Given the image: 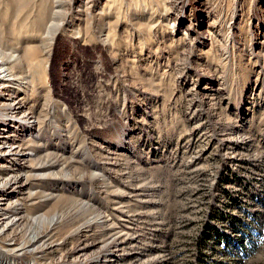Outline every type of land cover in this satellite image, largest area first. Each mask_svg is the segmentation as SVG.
<instances>
[{"label":"rangeland","instance_id":"obj_1","mask_svg":"<svg viewBox=\"0 0 264 264\" xmlns=\"http://www.w3.org/2000/svg\"><path fill=\"white\" fill-rule=\"evenodd\" d=\"M0 68V264H264V0H0Z\"/></svg>","mask_w":264,"mask_h":264},{"label":"bare ground","instance_id":"obj_2","mask_svg":"<svg viewBox=\"0 0 264 264\" xmlns=\"http://www.w3.org/2000/svg\"><path fill=\"white\" fill-rule=\"evenodd\" d=\"M6 49H8V47L6 48ZM11 58V57H10ZM16 58V57H15ZM12 60V59H11ZM14 60V59H13ZM0 70H4L3 68H0ZM6 70V69H5ZM0 73H2V71H0ZM11 78V77H10ZM15 79H17V78H15ZM1 82L3 83V82H5V85H6V83H10V79L9 78H6V76H5V78L3 77V78H1ZM13 80V79H12ZM1 84V83H0ZM12 85V84H11ZM2 86V85H1ZM10 96V95H9ZM9 101V102H8ZM9 104H8V103ZM19 103H17V102H15V101H13V99L11 98V97H9L8 99H6L4 102H3V104L2 105H0V116L1 115H3V114H6L7 112H9V111H14V110H16L17 109V105H18ZM17 111V110H16ZM20 111V110H19ZM21 113H24V112H21ZM12 114V113H11ZM19 115V114H18ZM24 115V114H23ZM4 116V115H3ZM24 116H26V113H25V115ZM7 117V116H6ZM16 118V117H15ZM27 118V117H26ZM6 141V140H5ZM7 143H8V141H7ZM11 146H9V149L10 150H12L13 148V146H12V144H10ZM7 153V152H6ZM9 153V152H8ZM11 153V152H10ZM4 154H5V152H4ZM2 215V214H1ZM39 238V237H38ZM37 237H36V239L34 238V240H31L30 241V244L29 245H34V243L35 242H38V239ZM46 246V245H45ZM23 248V247H22ZM26 248V247H25ZM46 249V248H45ZM43 250V249H42ZM8 252H10L9 254H11L14 250H11V249H8L7 250ZM41 251V250H40ZM43 252V251H42ZM14 254V253H13Z\"/></svg>","mask_w":264,"mask_h":264}]
</instances>
